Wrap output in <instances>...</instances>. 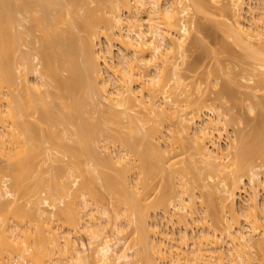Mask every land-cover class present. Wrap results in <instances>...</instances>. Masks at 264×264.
<instances>
[{
	"label": "bare ground",
	"instance_id": "1",
	"mask_svg": "<svg viewBox=\"0 0 264 264\" xmlns=\"http://www.w3.org/2000/svg\"><path fill=\"white\" fill-rule=\"evenodd\" d=\"M222 1L0 0V264H264L263 133L188 62L217 16L264 111V0Z\"/></svg>",
	"mask_w": 264,
	"mask_h": 264
},
{
	"label": "rangeland",
	"instance_id": "2",
	"mask_svg": "<svg viewBox=\"0 0 264 264\" xmlns=\"http://www.w3.org/2000/svg\"><path fill=\"white\" fill-rule=\"evenodd\" d=\"M246 6L244 11V17L246 22L251 23L253 20V15L250 13V8H253L254 16L258 17L259 13L263 11L261 9V0H245ZM221 3H227V0ZM198 23H202L205 29L202 34H193L192 40L190 41V53H189V64L195 65V70L192 71L194 78L192 81H201L203 86H209L208 98L215 99L218 96H225L222 103L224 106L230 110V122L228 125V136L231 139H235L237 136L245 134L250 135L256 129H260L264 136V111L262 113L256 112L252 113L248 111V102L245 100L243 89L239 87L240 71L243 68V55L240 49L236 47L232 40L228 39L225 34V28L219 23L217 16L212 14H204L197 17ZM201 24V25H202ZM102 47L107 48V43L105 39L102 40ZM115 61L117 62L120 57V46L115 45L113 48ZM104 77L109 79L110 73L103 65ZM213 80V81H212ZM212 81V83H211ZM219 82L218 85L214 84ZM209 83H211L209 85ZM227 88V89H226ZM231 90L229 93L228 91ZM264 91L260 92V96L254 101L264 102ZM263 96V97H262ZM218 97V98H219ZM219 104L221 102L217 101ZM217 103V104H218ZM227 136L222 140V148L226 149ZM118 145V143L116 144ZM106 172H111L109 168L104 169ZM248 188L247 186H245ZM248 194L250 190L248 188ZM103 202L105 206H108L109 199L106 193H103ZM246 200V195L243 194L238 200V209L242 211V201ZM261 201L264 203V192H261ZM25 203V202H23ZM22 205V203H21ZM173 209V208H171ZM198 217H203V209L201 205H198ZM159 222L163 220V211L159 210ZM264 215V214H262ZM175 229L169 228L168 230L175 231L176 236H180L182 227L180 225H175ZM164 229H167V224H165ZM191 230L194 234L198 235L202 231V226L198 224L193 226ZM129 232L131 231L128 230ZM108 235H110L111 230L108 228ZM81 237L84 241H87L86 235L83 233ZM216 260V258H215Z\"/></svg>",
	"mask_w": 264,
	"mask_h": 264
}]
</instances>
